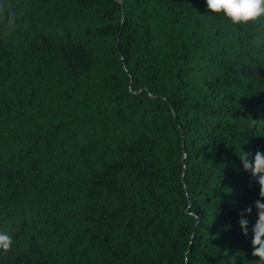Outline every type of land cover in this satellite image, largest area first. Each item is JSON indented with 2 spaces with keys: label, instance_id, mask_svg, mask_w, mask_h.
Here are the masks:
<instances>
[{
  "label": "trees",
  "instance_id": "trees-1",
  "mask_svg": "<svg viewBox=\"0 0 264 264\" xmlns=\"http://www.w3.org/2000/svg\"><path fill=\"white\" fill-rule=\"evenodd\" d=\"M13 3L0 264H258L257 209L247 237L239 218L260 186L238 158L264 152L258 26L205 0Z\"/></svg>",
  "mask_w": 264,
  "mask_h": 264
},
{
  "label": "clouds",
  "instance_id": "clouds-1",
  "mask_svg": "<svg viewBox=\"0 0 264 264\" xmlns=\"http://www.w3.org/2000/svg\"><path fill=\"white\" fill-rule=\"evenodd\" d=\"M210 13L223 14L234 25H254L260 31L254 37L253 43L264 42V0H205ZM18 17L13 0H0V29L5 32L14 31L17 28ZM27 22L24 27H27ZM256 120H254L255 122ZM245 172L251 173L252 178L259 184V197L252 206L240 213L239 224L242 232L247 237V215L251 214L252 207L257 209V221L253 225L252 255L258 257V264H264V152L257 150L253 157L251 153L244 152L238 156ZM13 245V237L7 232H0V250L9 252ZM231 264H237V258L233 254ZM251 264H257L256 261Z\"/></svg>",
  "mask_w": 264,
  "mask_h": 264
}]
</instances>
